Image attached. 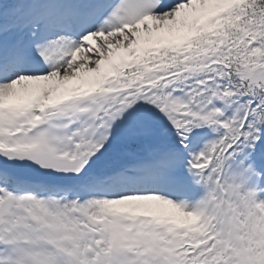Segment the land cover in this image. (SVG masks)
<instances>
[{
	"label": "rangeland",
	"instance_id": "obj_1",
	"mask_svg": "<svg viewBox=\"0 0 264 264\" xmlns=\"http://www.w3.org/2000/svg\"><path fill=\"white\" fill-rule=\"evenodd\" d=\"M169 1L121 0L102 30L81 27L69 33L73 38L71 41H74L69 47L61 43L59 34L62 30L43 32L42 43L28 46L48 64L47 69L35 68L36 75H32L31 70L22 73L17 63L19 56H14V52L25 49L23 40L27 39L26 34L30 35L25 27L21 28L23 20L10 22L8 26L0 21V58H4V64L0 65V81L8 78L14 84L10 86L7 98H0V148L29 151L40 150L48 143H55V146L62 144L54 154L69 158L80 153L84 155L90 180V175L98 173L101 167L102 172L105 153L110 156L113 152H136L141 158L150 145L153 150L169 151L171 145L161 142L164 138L172 139L170 144L173 140L183 141L182 148L190 146L188 153L192 160L185 171H191L189 175L196 187L201 186L203 191L211 187V198L205 196L209 213L201 225L173 227L160 217H165L163 211L154 209L146 210L145 215L128 212V215L117 217L118 213H115L114 218L112 211L86 199L75 207L81 225L76 228L77 220L72 217L75 219L72 228L89 230L109 242L115 251L112 264H264V174L252 168L247 156V147L254 146L257 137L261 138V145L264 146V107L251 90L254 85H261L264 89V70L256 69L253 75H248L245 90L235 92L234 96L222 93L223 80H219V76H213L211 82H206L211 73L218 72L215 63L208 65L210 68L213 65L210 72H196L190 68L199 62L190 55L178 66L161 69L157 75L153 69L144 68L141 77L124 82V88H119L111 80L117 74L111 69L112 62L124 70L133 59L149 49L174 51L193 37L198 27L209 25L241 0H183L173 5ZM259 26L258 23L252 28ZM251 46L248 44V47ZM83 59L90 62L84 66ZM81 67L83 73L79 74ZM158 75H161L160 86L163 88L170 83L174 87L175 82L184 88L194 89L196 85V91L185 94L191 98L192 93L195 94V112H185L183 109L187 108L179 99L177 106L172 108V112L174 109L177 111L176 114L168 115L158 108L157 111H149L150 106L153 104L155 107L160 95L165 93L162 89L160 94L155 92L159 87ZM35 76L41 78L36 86L41 91L37 89L35 94L33 90L23 89L25 94L22 95L20 79H34ZM224 83L227 86L228 81ZM137 94H144V98L138 100ZM46 95L50 102L44 109L45 119L38 122L35 109ZM68 99H76L77 102L65 109L64 103ZM213 101L220 106H214ZM92 118L97 120L98 125L90 124ZM43 125H47V130L41 129ZM77 125L81 128L76 129ZM169 126L174 131L172 138L166 133ZM218 126L222 136L211 142L203 140L204 135H193L188 129L217 130ZM248 126L249 130L246 129ZM23 127H31L30 131L37 132L26 140L10 141L20 137H13L17 131L25 134ZM70 142L75 145L73 151L66 147ZM29 145L33 146L26 147ZM90 152L96 155L100 164L98 169L88 162ZM221 181H225L228 195L224 203L212 190ZM145 195L132 196L139 198ZM28 197L25 218L35 221L48 219L50 205L46 204V198L41 193ZM196 198L191 194L188 197L189 202L197 203ZM45 224L40 228L46 235L55 238L59 227ZM123 232L127 238L121 237ZM61 236L67 240V229ZM113 236L118 240L114 241ZM44 238L52 240L43 234V241ZM151 244H154V250ZM182 244L187 246H182L183 250H180ZM58 255L62 256L57 262ZM53 258L55 264H69L67 255L60 254V250Z\"/></svg>",
	"mask_w": 264,
	"mask_h": 264
},
{
	"label": "bare ground",
	"instance_id": "obj_2",
	"mask_svg": "<svg viewBox=\"0 0 264 264\" xmlns=\"http://www.w3.org/2000/svg\"><path fill=\"white\" fill-rule=\"evenodd\" d=\"M13 1H16V0H13ZM45 3H48L49 5H51V7L53 8L55 12L63 8L62 4H60L59 2H56L55 0H45ZM33 10L35 12L41 13V15L43 16L46 15V13H42L40 10L35 9L34 7H33ZM91 11H92V8H87L82 12L81 15L86 17L91 13ZM7 15L15 18V15L10 14L8 11H7ZM22 17L26 19V16L23 15ZM4 22H7V20H5ZM38 24H41V21L31 20V21H27L26 26L29 31L31 30L32 25H35L36 26L35 28L45 29V30L47 29V26L45 25H40L39 27H37ZM88 24L90 25L89 22ZM33 32L35 31L32 30L28 38L32 37ZM59 36L61 37V40H62L61 43H64L63 44L64 47H69V45L73 46V44L71 43H73L74 41H71L72 40L71 36H67L63 33H60ZM82 62H84V66H85L90 61H86V59H83ZM3 64H4V58L1 57L0 65H3ZM82 73H83V68L81 67V71L79 74H82ZM33 78L34 79L30 77L29 78L26 77V78L20 79L19 88L21 89L22 92L19 91V88H17V91L22 93V95L25 94L23 92V89L33 90L35 94L37 93L36 92L37 89L41 91L39 88H36L41 78L40 77H33ZM12 85L14 84L11 81H9L8 78H3V80L0 81V98H7L6 94H8V90L10 86ZM105 156L110 158L111 164L113 163L115 164L117 162L122 163V161L126 159V156L122 154H114L113 156L105 155ZM165 157H169V156L165 154L163 155L161 160H163L164 162H166V159H164ZM147 162H148L147 164H148L149 173L154 174L153 176L149 177V180L152 183H156V185H159L160 187L158 190L159 191L158 194H150L149 192L144 197L138 198L136 196H132L133 194L128 193L129 190L126 192L124 191L123 187L127 185L124 181L117 180L115 175H103L104 179L113 185L112 187L113 190H111V192H104L102 194L100 192L99 195L91 196L88 198V200H93L95 205H97L98 207L104 210L108 209L112 211L113 215L115 213H118L116 215L117 217L122 216L121 214L127 215L128 212H133L132 214H143L148 209H154V210H159V211L161 210L165 214V217L164 216H160V217H162L164 221L165 220L168 221L169 224H171L173 227L176 226L177 228L197 226V225H201L202 221H206L208 214L206 211L201 210L199 208L200 203L199 202L198 204L189 203V199H187V196H185L184 193L182 194L181 192H179L177 196H179L180 199L184 198L186 202L180 201L178 203L170 202L161 195L163 193L170 192L173 189V187H177V189L191 188L192 187L191 178L186 176L184 180L181 181L180 184H177L176 180H175L176 182H168L167 180H170V177H168L167 174L169 170L171 169H168L167 167L162 166L156 172V167L152 163L151 159L150 161H147ZM173 163H174V166L179 165V163L175 162L174 160H173ZM137 171L141 172L143 170L140 166H137L135 167L134 172H137ZM131 172H133V170ZM179 174H182V172H180ZM129 181L130 183L135 184V187H137V183L140 180L139 178H137L136 180L130 179ZM55 188H58V185H56L54 189ZM162 189L164 190L167 189V190H165L166 192H164V190L162 191ZM128 195H131V197H129ZM47 202H48V205H50L49 206L50 212H48L49 219L45 220L44 222H47L48 224H56L59 227V230L57 234L55 235L56 240H60V241L64 240L61 234H63L67 229V240H64L63 242L56 244L55 249H59L60 251L66 253L67 259L70 264H112L111 256H110L111 258L110 262L104 256L105 251L108 250V244L101 237H97L95 234L91 233L89 230L79 231L76 229L74 230L72 228V224L75 221V219L67 216V212H69L71 209L72 211L76 212V209L74 208L76 206H79L78 204L76 205L72 199L70 200L65 199L59 202L52 198V199H49ZM22 217H23L22 215L13 214L10 224L9 225L7 224L5 226V229L11 230L15 226V224L18 222L19 218H22ZM54 218H57V219H54ZM75 218L77 220L75 227L79 228V225H81V219L79 217H75ZM95 218L97 219V217ZM114 218H115V215H114ZM121 237L127 238L128 236L126 233L123 232V235ZM113 240L117 241L118 238L114 237ZM124 243L125 245H127V241H124ZM100 244H101V247H100ZM37 246L38 245H35L34 249ZM96 247H100L99 251H96ZM42 251H43V248H42ZM37 259L38 261H41L40 256ZM43 263L53 264L52 261L50 260L49 261L45 260L43 261Z\"/></svg>",
	"mask_w": 264,
	"mask_h": 264
},
{
	"label": "trees",
	"instance_id": "obj_3",
	"mask_svg": "<svg viewBox=\"0 0 264 264\" xmlns=\"http://www.w3.org/2000/svg\"><path fill=\"white\" fill-rule=\"evenodd\" d=\"M264 18V0H242L240 8L237 12H230L218 18L216 23L208 27L200 29L196 37L189 42L188 46H207L212 45L214 40L211 39L214 35L223 36L225 43L220 49L219 55L221 60L230 64L233 69L232 73H245L250 71L254 66L261 67V64L254 63L252 56L259 55L262 62L264 61V29H260L252 33L253 40L258 43L254 46L250 56H245L244 50L246 49L245 40L242 34L246 25ZM218 40V39H217ZM233 43L232 49H227V44ZM153 56V55H152ZM158 58L163 60L173 59L174 56L168 52L160 51ZM150 61V60H148Z\"/></svg>",
	"mask_w": 264,
	"mask_h": 264
},
{
	"label": "water",
	"instance_id": "obj_4",
	"mask_svg": "<svg viewBox=\"0 0 264 264\" xmlns=\"http://www.w3.org/2000/svg\"><path fill=\"white\" fill-rule=\"evenodd\" d=\"M21 158H28V159H44L46 157V154L44 152L40 153V154H29V155H18ZM78 175H82V173H80L79 171L77 172Z\"/></svg>",
	"mask_w": 264,
	"mask_h": 264
}]
</instances>
